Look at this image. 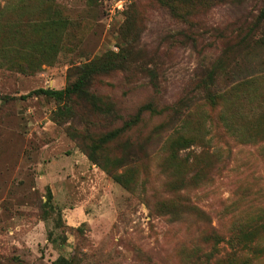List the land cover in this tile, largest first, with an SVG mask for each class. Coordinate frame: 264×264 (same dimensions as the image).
Returning <instances> with one entry per match:
<instances>
[{
	"label": "rangeland",
	"instance_id": "obj_1",
	"mask_svg": "<svg viewBox=\"0 0 264 264\" xmlns=\"http://www.w3.org/2000/svg\"><path fill=\"white\" fill-rule=\"evenodd\" d=\"M263 3L0 0V264H264Z\"/></svg>",
	"mask_w": 264,
	"mask_h": 264
},
{
	"label": "trees",
	"instance_id": "obj_2",
	"mask_svg": "<svg viewBox=\"0 0 264 264\" xmlns=\"http://www.w3.org/2000/svg\"><path fill=\"white\" fill-rule=\"evenodd\" d=\"M258 20L264 21V3L261 8V12L258 15ZM260 27L255 28V32L259 30ZM262 37L264 38V32L262 31L260 33ZM117 56L113 55H107L105 61L103 62H96V63H90L85 67V70H83V77L79 78L72 84L67 85L63 89H51V88H40L36 89L30 92V94H45L50 97H55L58 99H71L75 95L82 93V91L85 90L86 83L88 79L95 73L97 72H102L109 70L111 68H114L116 63H115V58ZM214 76L215 72L214 70H210L208 72V78L206 81H204V88H208L210 86L209 84H212L214 82ZM210 80L211 82H208ZM144 111H150L151 113H157L161 114L162 111H159L156 109L152 103L145 104L144 106L141 107L139 115L132 119L127 121L123 127L115 129L113 131L108 132L104 137H102L99 141L98 144L93 146L94 151L87 153L89 159L99 167H101L109 176H111L116 182L120 183L123 185L126 189L132 191L133 186L135 184V181H131L129 179L128 175L124 172L117 173V165H106L100 161L98 156L96 155L97 149H101L104 145L109 140H112L116 138L118 135H120L122 132L126 131L128 128L133 127L140 121V114H142ZM60 115H64V112H59ZM191 145L190 139L186 137H181L179 141L175 142L171 146V151L172 155L176 157L178 153L189 147ZM123 160V158H121ZM52 264H73L72 260L63 256H60L57 260H55Z\"/></svg>",
	"mask_w": 264,
	"mask_h": 264
}]
</instances>
